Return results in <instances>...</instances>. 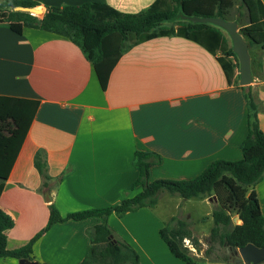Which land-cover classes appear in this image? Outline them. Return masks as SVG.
<instances>
[{
  "label": "crops",
  "instance_id": "crops-1",
  "mask_svg": "<svg viewBox=\"0 0 264 264\" xmlns=\"http://www.w3.org/2000/svg\"><path fill=\"white\" fill-rule=\"evenodd\" d=\"M33 1L44 15L51 7L87 2L133 14L155 2ZM4 13L0 16V96L40 103L0 197V209L15 222L6 231L8 249L21 248L43 232L33 245L32 262L81 264L91 244L89 233L102 219L68 220L45 230L50 207L56 206L66 216L135 196L141 191L140 187L132 190L139 175L134 163L137 150L161 157V163L151 168V181L193 179L214 161L243 158L241 144L248 133L246 91L240 80L239 86L229 84L222 49L209 52L177 35L134 44L122 54L103 90L93 63L69 39L21 22L6 23ZM230 48L231 38L224 46ZM252 52L261 56V69L250 66L249 86L260 103L258 118L264 133V51ZM238 75L240 66L234 80ZM38 152L46 155L52 178L49 188L42 187L35 166ZM255 191L264 216V178ZM167 219L154 207L123 216L113 213L107 223L119 240L139 253L140 264H186L160 236ZM192 255L199 259L198 253ZM0 264H19V260L0 258ZM197 264L238 263L225 259Z\"/></svg>",
  "mask_w": 264,
  "mask_h": 264
},
{
  "label": "trees",
  "instance_id": "trees-1",
  "mask_svg": "<svg viewBox=\"0 0 264 264\" xmlns=\"http://www.w3.org/2000/svg\"><path fill=\"white\" fill-rule=\"evenodd\" d=\"M33 0H0V16L7 12L6 23L21 22L24 26L51 32L69 39L80 48L93 63L101 88L106 84L111 71L122 54L134 44L162 36L177 35L192 40L209 52L222 49L223 70L229 84L239 86L240 75L234 80L239 60L233 48L224 49L228 33L209 23H193L186 17L222 18L236 22L239 34L248 44L252 68L261 69V56L252 54L251 48L264 51V3L262 0H155L138 13H123L101 2L82 5L51 7L40 20L30 13L16 11L19 7H36ZM177 25H167L177 20ZM213 48V49H212ZM251 51V52H250ZM236 63L232 62V59ZM246 91L248 133L239 161L217 160L199 176L188 180H150L151 168L161 163L157 153L137 150L135 166L139 175L132 190L141 191L133 197H125L119 203L97 209H89L62 216L56 206L51 205L49 223L68 220L80 221L99 217L102 222L89 233L90 247L81 264H140L139 253L124 241L119 240L107 223L115 213L123 216L140 208H154L161 194L178 195L184 200L215 197L218 205L212 213L214 227L211 238L221 245L240 248L254 244L264 248V216L255 187L264 178V133L259 125L260 103L251 86H241ZM39 101L33 99L0 96V197L4 183L9 178L21 146L31 128L39 109ZM35 166L42 178V187L49 188L52 178L48 174L46 155L38 152ZM65 173L61 175L62 180ZM241 224H233V216ZM10 215L0 209V258L26 259L32 262L35 236L27 245L10 250L7 247L6 231L14 227ZM185 221L173 217L160 230V236L170 252L186 264L202 262L184 248V239L189 238ZM232 257L226 255L225 259ZM261 264H264L261 263Z\"/></svg>",
  "mask_w": 264,
  "mask_h": 264
},
{
  "label": "rangeland",
  "instance_id": "rangeland-1",
  "mask_svg": "<svg viewBox=\"0 0 264 264\" xmlns=\"http://www.w3.org/2000/svg\"><path fill=\"white\" fill-rule=\"evenodd\" d=\"M7 14H3L5 18ZM38 19L41 16H36ZM177 20L169 21L168 24H175ZM257 49L252 47L250 50ZM250 51V52H251ZM254 54L253 52H251ZM240 64V63H239ZM174 196V197H172ZM178 195H170L167 192L160 195L158 204L156 205V213L161 218L177 217L185 221L188 225L189 238L184 239V248L188 250V253H198L201 261H215L225 260L226 255L231 256L230 262H234L235 255H232L230 249L221 245L218 240L211 238L212 228L214 227L212 213L218 201L215 197H207L205 199H189L184 200L178 198ZM165 221V223H167ZM233 224H241V220L236 215L233 216Z\"/></svg>",
  "mask_w": 264,
  "mask_h": 264
},
{
  "label": "water",
  "instance_id": "water-1",
  "mask_svg": "<svg viewBox=\"0 0 264 264\" xmlns=\"http://www.w3.org/2000/svg\"><path fill=\"white\" fill-rule=\"evenodd\" d=\"M16 11L30 13L34 16H44L43 9L39 7H19ZM183 19L189 20L193 23H209L225 30L231 38L233 44V51L240 63V84L242 86H249L252 83L251 73V59L248 51V44L239 34L238 25L236 22L226 21L222 18L212 17H186ZM232 255L236 256L235 262L238 264H261L264 262V248L255 246L254 244H247L240 248H230ZM19 264H36L29 260L22 259Z\"/></svg>",
  "mask_w": 264,
  "mask_h": 264
}]
</instances>
